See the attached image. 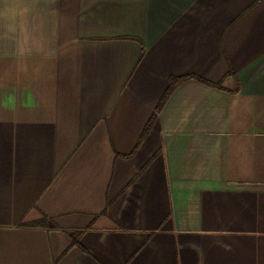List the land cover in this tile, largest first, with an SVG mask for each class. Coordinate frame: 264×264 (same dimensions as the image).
Wrapping results in <instances>:
<instances>
[{
    "label": "crops",
    "instance_id": "obj_1",
    "mask_svg": "<svg viewBox=\"0 0 264 264\" xmlns=\"http://www.w3.org/2000/svg\"><path fill=\"white\" fill-rule=\"evenodd\" d=\"M0 264H264V0H0Z\"/></svg>",
    "mask_w": 264,
    "mask_h": 264
},
{
    "label": "trees",
    "instance_id": "obj_2",
    "mask_svg": "<svg viewBox=\"0 0 264 264\" xmlns=\"http://www.w3.org/2000/svg\"><path fill=\"white\" fill-rule=\"evenodd\" d=\"M173 88H174V86H173V87L171 86V88L169 89V91H168V93H167L166 96H168V95L171 93V91L173 90ZM165 98H166V97H165ZM165 98H164V99H165ZM163 101H164V100H163ZM152 122H153V121H152Z\"/></svg>",
    "mask_w": 264,
    "mask_h": 264
}]
</instances>
